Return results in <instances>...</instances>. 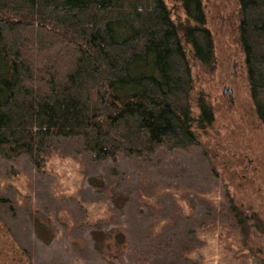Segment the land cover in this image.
<instances>
[{"label": "rangeland", "instance_id": "obj_1", "mask_svg": "<svg viewBox=\"0 0 264 264\" xmlns=\"http://www.w3.org/2000/svg\"><path fill=\"white\" fill-rule=\"evenodd\" d=\"M165 3L175 22L187 20L178 0ZM203 7L214 67L185 45L193 114L201 92L214 108L213 125L195 128L199 144L95 161L82 138H56L39 166L0 157V264H264V125L240 43V4ZM231 201L252 219L242 224Z\"/></svg>", "mask_w": 264, "mask_h": 264}, {"label": "trees", "instance_id": "obj_2", "mask_svg": "<svg viewBox=\"0 0 264 264\" xmlns=\"http://www.w3.org/2000/svg\"><path fill=\"white\" fill-rule=\"evenodd\" d=\"M178 2L185 22L172 19L165 0H0V157L29 156L39 166L56 138H82L95 161L197 146L195 128L213 125L214 108L201 92L193 114L186 46L212 69L214 42L203 0ZM238 2L250 93L264 125V0ZM231 202L242 224L252 219Z\"/></svg>", "mask_w": 264, "mask_h": 264}, {"label": "water", "instance_id": "obj_3", "mask_svg": "<svg viewBox=\"0 0 264 264\" xmlns=\"http://www.w3.org/2000/svg\"><path fill=\"white\" fill-rule=\"evenodd\" d=\"M226 91H230V92H232V90H231V89H227V90H225V92H226ZM231 99H232V97H231Z\"/></svg>", "mask_w": 264, "mask_h": 264}]
</instances>
